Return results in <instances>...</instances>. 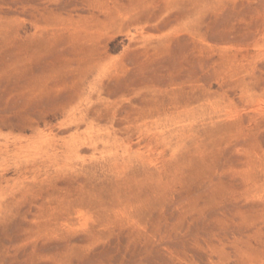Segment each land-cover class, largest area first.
I'll use <instances>...</instances> for the list:
<instances>
[{
	"label": "rangeland",
	"instance_id": "obj_1",
	"mask_svg": "<svg viewBox=\"0 0 264 264\" xmlns=\"http://www.w3.org/2000/svg\"><path fill=\"white\" fill-rule=\"evenodd\" d=\"M0 264H264V0H0Z\"/></svg>",
	"mask_w": 264,
	"mask_h": 264
}]
</instances>
